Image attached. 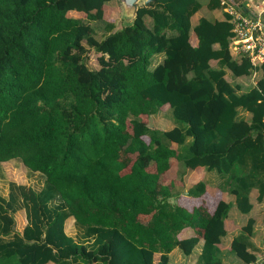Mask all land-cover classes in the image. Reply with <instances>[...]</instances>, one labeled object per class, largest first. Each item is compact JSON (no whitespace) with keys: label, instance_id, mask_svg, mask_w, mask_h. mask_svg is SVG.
<instances>
[{"label":"trees","instance_id":"trees-1","mask_svg":"<svg viewBox=\"0 0 264 264\" xmlns=\"http://www.w3.org/2000/svg\"><path fill=\"white\" fill-rule=\"evenodd\" d=\"M114 1L0 0V180L1 163L15 159L36 182L7 183L0 197V264H168L175 248L222 264L230 204L208 212L206 182L187 189L188 173L221 175L240 214L252 212V190L264 200V63L231 56L230 18L211 14L219 0H154L118 29L104 19ZM235 1L246 10L249 0ZM87 48L99 69L88 67ZM227 71L256 73V84L241 92ZM164 106L174 123L166 131L149 125ZM181 194L198 205L184 209ZM20 209L28 225L5 240ZM69 217L74 237L64 231ZM255 225L250 217L230 245L243 264L256 261ZM185 228L196 236L180 240Z\"/></svg>","mask_w":264,"mask_h":264},{"label":"crops","instance_id":"crops-1","mask_svg":"<svg viewBox=\"0 0 264 264\" xmlns=\"http://www.w3.org/2000/svg\"><path fill=\"white\" fill-rule=\"evenodd\" d=\"M261 2H264L262 0ZM261 2L259 4H254L250 7L247 6V12L248 14L252 15H257V12H260L262 5ZM106 8V7H105ZM104 8V12H105ZM206 12V9L203 8L199 12L195 13L192 18V25L196 26L200 20L201 17H203L204 13ZM264 12V9H263ZM83 13L76 12V11H70L67 13V16L70 18L74 19H81L82 20V15ZM212 16L217 19V20H223L224 19V12L221 9L214 10L212 13ZM86 18V17H85ZM262 19L264 21V13L262 14ZM83 21V20H82ZM84 22V21H83ZM85 23V22H84ZM190 44L195 47L197 46L198 40L196 35L192 32L189 38ZM233 58H236V56H232ZM217 61H211L210 65L212 67H216ZM226 79L234 84L239 86V90L241 92H245L249 90L250 88L254 87L256 84V78L257 74L252 73L250 76H244V77H239L235 78L231 75L230 72L227 71L225 75ZM163 108H167V112L170 110L168 109V106H164ZM162 108V109H163ZM162 111V110H161ZM160 114V113H159ZM170 114V113H169ZM170 117V116H169ZM170 121V126L168 128L162 129V130H170L174 127V123L172 121V117L169 119ZM156 128V127H155ZM173 147H176L175 145ZM18 161V160H16ZM14 160H10L8 162H3L1 163V176L3 180H0V197L6 198L8 191H7V183H14L17 186H30V187H35V180L33 178L28 177V173L26 168L22 165L20 161H18V165L23 166L24 168V179L17 181L16 179H10L7 176V173L4 170V164L8 163H14ZM176 170L177 166L176 163L172 164L170 170L165 174L164 179L166 181H171L176 178ZM200 181H205L206 182V188L204 194L201 196V202L204 204V207L208 210V212H213L216 209V206L220 200H224L230 204V211H229V216L227 220L224 222V229L226 231V235L222 238L221 243L219 244V249L225 253V256L222 259V264H243L242 262L234 260L230 256V245L235 236L240 232L241 227H243L248 219L252 216H250L253 211L259 207L261 209V213L264 209V200L261 203H256V197H257V191L254 189L252 190L250 194V202L253 205L252 212L249 215H243L240 214L239 211L236 209L234 198L228 193V186L225 187L226 192H222L220 188L223 187V177L215 172H207L205 171L202 167H197L195 170L191 171L188 173V176L186 178V188H190ZM185 188V190H186ZM175 202L183 207L186 210L191 211L195 206L198 205V201L194 199L193 197H190L186 194H181ZM244 217H247L244 219ZM254 218V217H253ZM13 219H14V226L11 234L8 237H5V240L11 239L12 234H17V235H22L25 227L28 225V220L26 217V212L24 209L17 210L13 214ZM255 219V218H254ZM240 220H245V224L240 222ZM257 221H256V228H254L255 235L253 237V240L255 242L256 247L260 248L262 245L260 242V237H259V231L257 230ZM264 229V227H263ZM64 231L68 236L74 237L77 234L75 223L73 217L67 218V220L64 223ZM196 236V232L191 229V228H185L183 229L178 237L180 240L188 239L191 237ZM264 247V244H263ZM200 249L197 248L195 252H193L192 255L190 256H184L182 252L178 249L175 248L173 249L169 254V260L168 264H198V255H199ZM160 254H155V262L159 260ZM233 256V255H232ZM257 256V255H256ZM235 257V256H234ZM236 258V257H235ZM47 264H54V263H47Z\"/></svg>","mask_w":264,"mask_h":264},{"label":"rangeland","instance_id":"rangeland-1","mask_svg":"<svg viewBox=\"0 0 264 264\" xmlns=\"http://www.w3.org/2000/svg\"><path fill=\"white\" fill-rule=\"evenodd\" d=\"M262 0H249L246 3V6L250 7L254 4H259ZM126 3H128L127 1H125ZM143 2L144 0H140L138 2V9L139 7L143 6ZM131 14H132V9L126 8V6L124 5V3L120 0H115L111 6H108L105 8V12H104V19H106V21L109 22H113L116 26V29L121 28L122 26L126 25L127 23L131 22ZM82 16V20L85 23H88V20L85 18L84 14H81ZM93 28H94V35L95 38L100 40L102 39L106 33L103 30V24L102 23H94L93 24ZM88 49V53H87V65L88 67L92 68V69H99V63H98V58H99V54L95 53L93 49L91 48H87ZM235 79V78H234ZM170 113V114H169ZM171 117V111L167 112V108H163L162 111L160 112V114L152 117L149 120V125H151L152 127H156L158 129H165L168 128V126H170V117ZM18 161L15 160L14 163H8V164H4V170L7 173L8 178L10 179H16L17 181L23 180L24 179V168L23 166L18 165ZM0 194H2L0 192ZM261 209L259 207H257L253 213L250 215L252 217L255 218V221H257V230L259 231V237H260V242L262 245H260L261 247L258 248V251L255 253L258 258H261L263 255V244H264V224L262 223V218H261ZM247 217H244V219H246ZM240 222H242L243 224H245V220H240ZM256 228V226H255ZM254 241V240H253ZM255 243V242H254ZM230 256L234 259L239 261L237 258H235L234 256H232V254H230Z\"/></svg>","mask_w":264,"mask_h":264},{"label":"built area","instance_id":"built-area-1","mask_svg":"<svg viewBox=\"0 0 264 264\" xmlns=\"http://www.w3.org/2000/svg\"><path fill=\"white\" fill-rule=\"evenodd\" d=\"M221 10L230 18L232 36L229 40L231 56L246 57L252 66L264 63V2L257 15L248 14L235 0H219ZM247 9V6H246ZM250 264H264L261 258Z\"/></svg>","mask_w":264,"mask_h":264},{"label":"water","instance_id":"water-1","mask_svg":"<svg viewBox=\"0 0 264 264\" xmlns=\"http://www.w3.org/2000/svg\"><path fill=\"white\" fill-rule=\"evenodd\" d=\"M120 1L124 3V5L126 6V8H128V10L132 9V14H131V21H132L138 11V2L140 0H120ZM125 1H127L128 3H126ZM153 1L154 0H144L143 7H149L150 3Z\"/></svg>","mask_w":264,"mask_h":264}]
</instances>
